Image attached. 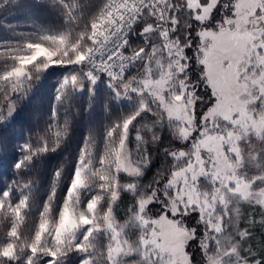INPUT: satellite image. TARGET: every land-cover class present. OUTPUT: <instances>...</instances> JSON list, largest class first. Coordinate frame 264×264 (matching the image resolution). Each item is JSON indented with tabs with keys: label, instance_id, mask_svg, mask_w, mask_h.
<instances>
[{
	"label": "snow or ice",
	"instance_id": "snow-or-ice-1",
	"mask_svg": "<svg viewBox=\"0 0 264 264\" xmlns=\"http://www.w3.org/2000/svg\"><path fill=\"white\" fill-rule=\"evenodd\" d=\"M8 10L0 264H264V0Z\"/></svg>",
	"mask_w": 264,
	"mask_h": 264
},
{
	"label": "trees",
	"instance_id": "trees-1",
	"mask_svg": "<svg viewBox=\"0 0 264 264\" xmlns=\"http://www.w3.org/2000/svg\"><path fill=\"white\" fill-rule=\"evenodd\" d=\"M5 19L9 22H13V21H23L25 17H23L19 13H14V10H8V12H0V20H5ZM0 34L5 35V36L7 35L6 33H3V29H0ZM54 80H55V76L51 77L49 80V84L54 82ZM31 108L33 111L35 110L46 111L47 110V96L46 94H44V92H42L40 96H38L35 100H33Z\"/></svg>",
	"mask_w": 264,
	"mask_h": 264
},
{
	"label": "rangeland",
	"instance_id": "rangeland-1",
	"mask_svg": "<svg viewBox=\"0 0 264 264\" xmlns=\"http://www.w3.org/2000/svg\"><path fill=\"white\" fill-rule=\"evenodd\" d=\"M5 12H8V11H5Z\"/></svg>",
	"mask_w": 264,
	"mask_h": 264
}]
</instances>
